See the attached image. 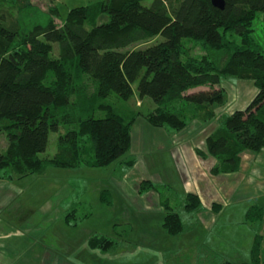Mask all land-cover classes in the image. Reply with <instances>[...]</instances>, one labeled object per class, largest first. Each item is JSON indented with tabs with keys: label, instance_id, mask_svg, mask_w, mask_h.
<instances>
[{
	"label": "trees",
	"instance_id": "1",
	"mask_svg": "<svg viewBox=\"0 0 264 264\" xmlns=\"http://www.w3.org/2000/svg\"><path fill=\"white\" fill-rule=\"evenodd\" d=\"M7 1L20 15L9 20L0 10V133L6 132L9 141L0 153V173L7 174L6 180L42 175L49 167H106L130 149V124L119 113L107 110L96 117L87 109L70 111L72 96L80 91V82L68 70L72 60L93 82L95 99L128 100L138 82L140 97H150L155 104L146 115L148 123L175 131L187 126L189 110L213 117L210 106L225 100L224 76L253 80L256 95L246 108L226 117L221 133L207 137V150L221 159L226 171L237 172L243 151L264 148V48L253 40L254 20L259 11L264 13V0H223L224 8L214 0H102L71 8L61 24L55 21L57 5L44 12L34 0ZM96 11L108 18L89 28ZM40 16L46 22L41 23ZM157 36L162 39L138 46ZM185 40L224 51L227 60L220 67L207 57L192 56ZM55 43L60 46L59 57L52 53ZM178 102L189 110L178 108ZM63 124L73 127L59 134V150L52 157H41L50 133L60 132ZM141 185L142 191L155 187L151 180ZM108 192L102 191L101 200L110 204ZM162 198L165 230L183 232L187 224L181 213ZM183 205L194 214L204 209L194 193H188ZM263 216L259 205L246 213L255 222ZM261 243L258 235L251 260L240 264H263ZM115 244L106 235L90 238V247L101 251L112 250Z\"/></svg>",
	"mask_w": 264,
	"mask_h": 264
},
{
	"label": "rangeland",
	"instance_id": "2",
	"mask_svg": "<svg viewBox=\"0 0 264 264\" xmlns=\"http://www.w3.org/2000/svg\"><path fill=\"white\" fill-rule=\"evenodd\" d=\"M100 1L56 0L52 4L50 0H34L33 4L44 12L48 11L49 6L57 5L59 12L55 21L61 24L71 8ZM0 10L7 13L9 20L20 15L8 1L0 0ZM39 18L41 23L47 20L45 16ZM107 18V15L96 11L87 26L91 28ZM229 38L240 43L235 35ZM161 39V36H157L138 46ZM253 40L264 48V13L261 11L254 20ZM185 46L190 55L207 57L220 67L227 60L224 51L207 48L195 40H185ZM52 53L54 57H59V44L53 45ZM67 66H70L68 70L73 71L74 77L80 82L79 94L72 96L70 111L77 113L78 108L82 111L87 109L88 113L93 112L96 117L103 116L107 110L119 113L130 124L132 146L106 167H49L42 175L28 174L14 181L6 180L7 174L1 172L0 264H225L227 261L240 264L251 260L252 246L258 235L262 238L260 252L264 264V216L257 222L246 217L252 206L264 208V183L260 189L249 183L260 177L264 181V150H246L241 153L243 170L236 176L237 186L230 183V192L234 193L237 198L233 199L237 200H225L227 204L231 202L232 207L227 209L222 218H217L226 204L218 200L215 192L216 200L212 201L209 193L213 191L209 188L210 184L222 187L221 182L225 181L224 176L228 171L221 159L206 153L205 146L208 135L223 131L227 116L236 108L245 107L251 102L258 91L254 81L224 76L222 86L225 100L210 106L214 111L210 119L195 109L189 110L182 102L177 103L178 108L192 113L186 127L194 121L200 122L202 127L206 125L204 132H199L197 141L194 140L195 151L200 158L199 175L188 177L182 163H177L176 150H167L162 141V136L167 135L162 134L164 128L153 127L146 120V115L155 108V104L150 97H140L138 82L133 85L134 95L128 100L115 97L95 99L92 95L93 82L77 70L75 60ZM49 78L54 79L52 74ZM194 112H197L196 115ZM71 127L73 125L63 124L60 132H51L47 150L41 157L54 156L59 150V134ZM8 147L7 134L2 132L0 153ZM126 163L135 166L126 167ZM148 172H151L150 179L155 187L142 191L141 184L146 185L149 181ZM116 179L126 180V191L108 192L112 202H103L102 191L112 189ZM231 180L234 181L235 176ZM185 181L190 191L196 184L200 185L202 198L206 206L213 209L216 223L214 221L208 225L200 222L199 215L184 209V192L181 189ZM240 182L246 184L240 186ZM241 190L245 193L243 198L244 193L238 194ZM159 194L168 198L174 210L181 213L187 224L183 232L169 234L165 230V211ZM143 205H146L145 208ZM202 212L201 217L208 218L206 212ZM95 234L106 235L116 241L112 250L91 248L90 238Z\"/></svg>",
	"mask_w": 264,
	"mask_h": 264
},
{
	"label": "crops",
	"instance_id": "3",
	"mask_svg": "<svg viewBox=\"0 0 264 264\" xmlns=\"http://www.w3.org/2000/svg\"><path fill=\"white\" fill-rule=\"evenodd\" d=\"M257 93V92H256ZM250 103V102H249ZM248 106V104L244 107H238V108H236L235 110H238V109H244V108H246ZM197 123H199V124H197ZM206 126V125H205ZM205 126H203L202 127V124L200 123V122H196V121H194L193 123H191L188 127H190L188 130H186L188 127H186V129L185 130H180V131H175V130H172V129H168V128H166V127H161V128H164V132L162 133V134H167L166 136H162V141H163V143H165V147L167 148V150H169V151H173V150H176L175 151V154H176V156H177V163H182V165L185 167V170H187V173H188V177H189V175H191V177H194V175L196 176V175H199V172H198V164H199V162H200V158H199V156L197 155V153H196V151H195V142H194V140H196L197 141V138H198V135H199V132H201V133H203L204 132V130H205ZM160 128V129H161ZM162 132V131H161ZM209 136V135H208ZM207 136V137H208ZM207 137H206V139H207ZM192 144V145H191ZM185 145H188V146H185ZM131 146H132V142H131ZM205 146H206V150H207V143L205 142ZM187 147V148H186ZM154 149V148H153ZM262 150H264V148H262ZM248 152H250V151H248ZM207 154H209L208 153V150H207V152H206ZM207 159H209V157L207 156ZM206 159V160H207ZM243 158H242V164H241V168H240V170L239 171H237V172H228L224 177H226V179H224L225 181H222L221 182V184H223V186H224V188H223V186L222 187H220V186H217V185H214V186H212V184H210V186H211V188H209V190H211V191H213V193H209V197L210 198H212L211 200L212 201H215L216 200V197L214 196V192L216 193V195L219 197L218 198V200L219 201H221V202H224L225 200L228 202V200L229 199H232L233 201L234 200H237V199H233V198H237V197H234V193H231L230 192V185H235L236 184V186H237V183H236V176H237V174H239L242 170H243ZM131 163V162H130ZM126 167H129V166H131V167H134L133 165H131V164H124ZM182 171V170H181ZM183 174H184V172H182ZM190 173V174H189ZM112 173H110V176L112 177V178H114V176H112L111 175ZM147 175H148V177H149V180H151L150 178H151V172H148L147 173ZM110 176H109V179H110ZM182 176H184V175H182ZM233 176H235V180L234 181H232L231 180V178L233 177ZM161 177V176H160ZM260 177V176H259ZM261 178V177H260ZM257 179V181H255V180H253V182H251V181H249V183L252 185V186H254L255 188L257 187V188H262V183H264V181H263V179ZM18 179V178H17ZM183 179H184V177H183ZM221 179H223V178H221ZM15 180V179H14ZM14 180H8V181H14ZM117 181H114L113 182V187H112V189H109L108 188V190L111 192V193H113L112 191L113 190H115L116 192H121L122 190L123 191H126V186L124 185V183H125V179L124 180H119V179H116ZM188 180V179H187ZM113 181V180H112ZM111 181V182H112ZM152 181V180H151ZM153 182V181H152ZM186 182L187 181H185V184L184 185H182V191L184 192L183 194H184V198H186V196L188 195V193H190V192H194V193H196V194H198V196L200 197V199H201V202H202V204H203V206H204V209L202 210L203 212V214L205 213V216L206 217H208V218H202L201 217V213H196L197 215H199V217H198V220H202V221H200V222H205L206 224H208V225H210L212 222H214L215 221V223H216V219L217 218H222L221 216L222 215H224V213L227 211V209L229 208V207H232V203L230 202V203H225L224 202V204H226L225 205V207H224V209L222 210V213L220 214V217H215L214 218V211H213V209H211L210 208V206L209 207H207L206 205L207 204H205V202H204V200H203V198H202V195H201V188H200V185L199 184H196V187H194V189H192L191 191L190 190H188V188L186 187ZM154 183V182H153ZM230 183H232V184H230ZM241 183V185L240 186H244L245 184L244 183H242V182H240ZM126 184V183H125ZM225 184V185H224ZM193 187V186H192ZM119 188H122L121 190L119 189ZM5 190H8L7 188H4ZM11 191V190H10ZM13 192H14V190H12ZM239 193L238 194H240V193H244L243 192V190H241V191H238ZM245 196V193H244V195H242V198ZM241 198V197H240ZM240 198H238V199H240ZM159 199H160V203H162V195H160L159 194ZM229 201H231V200H229ZM211 203V202H210ZM146 205H148V204H146ZM146 205H143L142 207L143 208H145V206ZM210 205V204H209ZM195 214V215H196ZM196 215V216H197ZM192 217H194V216H192ZM211 220V221H210Z\"/></svg>",
	"mask_w": 264,
	"mask_h": 264
},
{
	"label": "water",
	"instance_id": "4",
	"mask_svg": "<svg viewBox=\"0 0 264 264\" xmlns=\"http://www.w3.org/2000/svg\"><path fill=\"white\" fill-rule=\"evenodd\" d=\"M214 4L221 8H224V1L223 0H214Z\"/></svg>",
	"mask_w": 264,
	"mask_h": 264
}]
</instances>
